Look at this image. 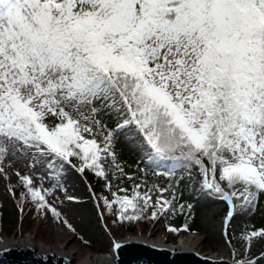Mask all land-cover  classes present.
Returning a JSON list of instances; mask_svg holds the SVG:
<instances>
[{"label": "snow or ice", "instance_id": "6c2138e0", "mask_svg": "<svg viewBox=\"0 0 264 264\" xmlns=\"http://www.w3.org/2000/svg\"><path fill=\"white\" fill-rule=\"evenodd\" d=\"M72 173L114 224L190 213L187 181L227 206L212 264H264V227L229 232L264 201V0H0V178L75 233Z\"/></svg>", "mask_w": 264, "mask_h": 264}, {"label": "rangeland", "instance_id": "374dc122", "mask_svg": "<svg viewBox=\"0 0 264 264\" xmlns=\"http://www.w3.org/2000/svg\"><path fill=\"white\" fill-rule=\"evenodd\" d=\"M121 159L125 156L137 161V153L127 144L119 145ZM15 182V177H13ZM159 183L166 184V178H160ZM88 184L79 174L72 173L68 185L69 194L77 197L75 201L65 200L59 205L64 216L76 229L75 233L70 231L62 223L54 222L49 214L47 217L37 213L30 205L24 206L21 213L18 206V199H14L8 191L9 183L0 178V222L2 214L7 213L13 222V232L5 235V227L0 225V244L5 246L11 243H20L32 239L38 246V252L45 250L53 252L56 256L67 254L74 260L73 264H84L89 260H100L104 256L114 255L113 250L117 243L127 238H136L146 242H165L176 243L181 238L188 242L193 249L203 255L218 256L223 253L222 247L230 249L225 242L223 234V219L226 214V204L222 201L201 196L194 187L187 181H182L183 199L193 204L200 210L198 228L194 235L188 231L177 233L161 229L160 222L157 220H144L140 222H119L113 223V216L105 213L102 220L92 200ZM92 186V185H91ZM93 188V187H92ZM63 195L62 193H58ZM209 202H204V199ZM135 225V234L127 231V227ZM264 227V202L261 201L254 211L248 212L243 217L234 218L231 221L229 232L239 236L245 226ZM23 229H28L22 234ZM182 229V228H179ZM216 235V239H208V235ZM222 242V244H220ZM237 243V241H233ZM264 249V242L256 243L253 248L254 253H259Z\"/></svg>", "mask_w": 264, "mask_h": 264}, {"label": "water", "instance_id": "95a60500", "mask_svg": "<svg viewBox=\"0 0 264 264\" xmlns=\"http://www.w3.org/2000/svg\"><path fill=\"white\" fill-rule=\"evenodd\" d=\"M114 249V264H212L211 259L199 254L164 249L142 241L120 242ZM71 257L56 256L54 253H39L34 246L0 250V264H73Z\"/></svg>", "mask_w": 264, "mask_h": 264}, {"label": "trees", "instance_id": "16d2710c", "mask_svg": "<svg viewBox=\"0 0 264 264\" xmlns=\"http://www.w3.org/2000/svg\"><path fill=\"white\" fill-rule=\"evenodd\" d=\"M123 161H126L128 165H131L133 167H135V165L137 163L136 160L130 158L129 156H125V159ZM88 181L91 183L93 189L98 194L101 192H105L103 180H98L91 173H89ZM18 196H19V190H17V197ZM178 197H179L180 203H184L185 205L187 203H189L188 201L183 199V192H182L181 183L179 185ZM199 216H200V210L196 209L193 205V208H192L190 213L188 211H185L183 213L177 211V213L175 215H170L167 219L161 218L157 221L160 222L161 229H163V230H168L169 227H176L179 229V228H182L183 225L187 224L188 232L195 233L197 231V228H198ZM0 225L2 227H5L4 233L6 236H7V233L11 234L13 232L11 230L13 228V222L9 219V215L7 213L2 214V221L0 222ZM27 231H28V229H23L22 234H24ZM127 231H129L132 234H135L137 231V227L135 225L128 226Z\"/></svg>", "mask_w": 264, "mask_h": 264}, {"label": "bare ground", "instance_id": "6f19581e", "mask_svg": "<svg viewBox=\"0 0 264 264\" xmlns=\"http://www.w3.org/2000/svg\"><path fill=\"white\" fill-rule=\"evenodd\" d=\"M204 202H209L211 203L208 199H204ZM247 214V213H246ZM246 214H242V215H238L237 217H243ZM208 239L212 240H216V241H220L219 238L216 239V235H208ZM131 240H136V241H141L138 240L136 238H127L125 240L122 241V243L126 242V241H131ZM145 242L151 246L157 247V248H164V249H173V250H179V251H186V252H192V253H196L199 254L203 257L206 258H211V259H220V260H231V250L230 249H226L224 246L222 247V251L223 253H227L228 256L226 255H222L219 254L218 256H207V255H203L200 252H198L197 250L193 249V247L186 242L185 240H183V238H181L179 241H176V243H170V242H165L164 240H160L159 242H146V241H142ZM220 244H222V242H220ZM28 246H34L35 250L38 251V246L35 244V242L32 239H28L27 241H23L20 243H11V244H7L5 246H2L0 244V250H5V249H10V248H21V247H28ZM51 251H47L45 250L42 253H50ZM40 253V252H39ZM53 253V252H51ZM59 256H66V257H70L67 254H61ZM115 254L112 256H104L102 257L100 260H89L87 263L84 264H114L115 261Z\"/></svg>", "mask_w": 264, "mask_h": 264}]
</instances>
